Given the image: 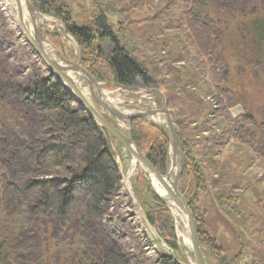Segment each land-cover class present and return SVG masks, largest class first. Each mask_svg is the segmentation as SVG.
Returning a JSON list of instances; mask_svg holds the SVG:
<instances>
[{
    "label": "trees",
    "instance_id": "1",
    "mask_svg": "<svg viewBox=\"0 0 264 264\" xmlns=\"http://www.w3.org/2000/svg\"><path fill=\"white\" fill-rule=\"evenodd\" d=\"M29 1L38 10L65 22L80 49L82 67L97 81L133 87L138 80L166 98L185 157L180 189L196 219L206 260L227 264L224 248L203 228V217L196 204L198 189L209 188L217 180L203 162L206 156L214 154L213 142L236 141L241 150L249 153L251 163L264 168V132L257 129L255 116L247 110L237 116L230 111L234 91L227 85L229 68L217 54L218 38L212 28L216 21L207 13L210 0H180L184 16L178 34L168 36L163 53L168 55L165 67L141 50L131 48L122 34L123 26L113 27L106 8L90 24L78 25L68 7L57 0ZM146 4L144 0L141 8ZM1 19L4 20L3 15ZM166 30V26L160 28L167 36ZM107 39L112 44L111 51L102 44ZM6 55L0 49V90L9 100L20 103L21 117L30 121L32 129L25 128L21 136L14 134L10 141L5 133L0 138V148L7 156L12 144L19 152L15 160L0 159V264H138L135 256L125 253L102 230L104 214L120 184L111 135L53 74L44 75L38 61H31L33 77L25 80L23 72L13 71L3 63ZM187 58L196 65L190 64L185 72L176 74L175 64ZM201 73L207 75L212 89L207 97L198 94L192 82ZM130 123L141 152L164 173L170 160L167 130L144 117L133 118ZM7 163L10 168L5 166ZM140 181L159 202L146 210L148 221L165 243L178 250L171 210L160 203L144 176H140ZM242 184L236 180L232 186L238 189ZM234 189L219 192L215 196L217 203L246 232L245 239H240L239 255L246 252L252 264H264V192L257 199L259 210L248 212L242 196ZM14 206L26 219L40 220L57 212L65 220L61 226L64 232L71 224L70 236L78 245L66 246L61 251L50 247L40 226L27 221L18 223L16 216L9 217L8 212ZM99 233L105 234L108 243L102 246L96 243ZM158 262L184 264L163 251Z\"/></svg>",
    "mask_w": 264,
    "mask_h": 264
},
{
    "label": "rangeland",
    "instance_id": "2",
    "mask_svg": "<svg viewBox=\"0 0 264 264\" xmlns=\"http://www.w3.org/2000/svg\"><path fill=\"white\" fill-rule=\"evenodd\" d=\"M57 1L68 7L78 25L90 24L92 19L96 18L104 8L108 9L109 13L107 14L113 23V27L118 29L120 25L123 26L122 34H124L130 47L141 50L144 55L154 59L156 64L161 67H165L166 60H168V55L163 54L168 43V36L173 37L178 34L177 30L180 28L182 16H184V7L180 0L168 2L145 0L147 4L143 6V9L141 6L144 0ZM2 3L3 0H0V49L6 51L7 54L3 63L13 71L20 70L23 72L25 80H29L33 77L31 61L34 59L42 66L44 75L48 76L51 72L41 58L38 60L39 56L24 32H19L17 29L19 23L16 16L15 21L11 19ZM36 10L42 40L51 56L59 61H63L62 58L72 62L77 61L80 49L74 37L68 33L65 22L50 13L42 12L37 8ZM207 11L209 16H212L216 21L212 28H214V35L218 38L216 43L217 54L229 68L227 85L234 91V98L230 102L233 104L230 111L234 116H237L247 110L248 113L255 116L257 129L264 132V0H210ZM2 15L4 20L1 19ZM25 20L31 28V19L28 13H26ZM163 26L167 27V36L160 31ZM102 44L108 51H111L112 44L108 39L102 41ZM190 64L196 65L190 58L176 63L175 66L178 68L175 69L176 74L185 72ZM167 76L171 77L170 74ZM76 80L94 106L110 122L128 133L130 126L96 104L86 82L82 81L80 77H76ZM193 80V86L198 94L205 97L210 95L212 89L208 86V78L205 73L195 75ZM98 82L104 85V98L123 111L138 112L161 107L158 93L154 89L144 86L138 80L132 85L137 88L135 91L121 88L113 82ZM155 95L158 96L157 99L154 98ZM20 111V103L9 100L4 91L0 90V138L4 136L2 133H5L10 141L13 136L15 137L14 134L21 136L25 132V128L32 129L30 128V121H25L21 117ZM32 117L36 119L35 115ZM147 119L165 128L169 134L164 116H160V119H155V117H148ZM219 130L216 129V131ZM205 134L212 135L210 132ZM112 141L119 168L120 184L115 196L108 204L107 213L104 214L102 222V230L108 232V239L116 242L125 253L135 256L138 264H159L160 252L162 251L171 254L184 264H195L193 251L186 236L185 225L178 223L172 208L170 209L168 204H165L156 194L149 172L130 155L119 141L114 137H112ZM212 145L214 154H212V158L206 156L203 163L210 167V172L217 180L209 188H199L196 198L199 214L203 217V228L224 248L227 264H252V260L246 252L239 255L242 249L240 239L246 237L245 230L237 219L228 216L221 210L215 196L221 191L234 189L233 182L239 180V183L243 182V184L241 188L234 189V192L242 196L248 212H257L259 210L257 199L264 192V168L251 163L249 153L241 150L236 141L222 144L220 140L219 143L213 142ZM11 147L8 156L0 148V159L15 160L16 155L19 156L14 144ZM171 164L170 145L169 165L163 174L170 171ZM5 166L11 167L8 163ZM176 172L177 169L174 170L173 178ZM1 173L0 171V175ZM227 174L232 178H229ZM140 176H144L148 180L154 193L160 198V203H164L171 210L175 219L178 250L172 249L162 241L163 239L156 229L147 223L146 210L149 209V206L153 207L154 202H159L154 199L153 194L140 181ZM164 199L168 200V196ZM6 207L8 209L9 206ZM8 215L10 218L16 216L15 220L18 223L27 221L32 225L40 226L43 238H47L50 247H58L59 251L66 246L75 248L78 245L73 243V237L70 236L71 224L68 231L64 232L65 229L61 226L65 225V220H61L57 216V212L52 217H45L40 220L26 219L25 214L21 215L14 206ZM9 217L7 218L10 219ZM179 231L182 232V236H180ZM96 238V243L99 246L108 243V239L103 233H99ZM207 263L215 264L209 258H207Z\"/></svg>",
    "mask_w": 264,
    "mask_h": 264
},
{
    "label": "water",
    "instance_id": "3",
    "mask_svg": "<svg viewBox=\"0 0 264 264\" xmlns=\"http://www.w3.org/2000/svg\"><path fill=\"white\" fill-rule=\"evenodd\" d=\"M16 5V19L17 22L24 28V34L28 41L33 46L39 58L47 66L51 74L55 75L58 82L62 83L76 102L84 108L87 113L96 121V123L106 130L112 137L119 141L130 155L154 176L156 180L165 188L168 194V200H165L157 191L156 194L162 199L165 204H168L171 209V204L175 205L183 218L187 239L191 245L195 264H208L203 246L200 241L197 222L189 207V203L180 189L181 176L184 170L185 157L182 149L181 141L177 133L176 125L173 121L171 111L168 108L166 98L159 93L161 100V107L156 109H145L138 112L123 111L103 96V84L98 82L84 67L81 65V52L75 62L68 61L62 58L63 61L56 60L51 56L46 46L43 43L41 36V29L39 27L37 10L29 0H13ZM26 13L31 19V29L26 25ZM65 62V63H64ZM74 74V75H73ZM75 77H80L88 86L93 100L104 108L106 111L114 115L117 119L123 121L130 126L129 132L125 133L118 126L110 122L93 104L88 95L84 92ZM121 88L135 91L136 87L119 86ZM165 117V122L169 131V139L172 153V164L170 171L163 174L159 169L146 157L136 144L131 128L130 120L138 117ZM179 162V165H178ZM177 169L176 175L171 180L172 170ZM147 223L150 224L149 221ZM163 241V240H162Z\"/></svg>",
    "mask_w": 264,
    "mask_h": 264
},
{
    "label": "bare ground",
    "instance_id": "4",
    "mask_svg": "<svg viewBox=\"0 0 264 264\" xmlns=\"http://www.w3.org/2000/svg\"><path fill=\"white\" fill-rule=\"evenodd\" d=\"M2 4H4V8H5V11L8 14V16L15 21L16 5H15L14 1L13 0H3V3ZM26 25H27L28 28H30V26L27 23H26ZM17 29L19 30V32H22V33L25 32L24 31V28L20 24L17 25ZM75 80H76V77H75ZM155 119H160V117H155ZM174 170H176V169H174ZM174 170H172V172H171V180H173ZM150 178L152 180V183H153V186H154L155 190L163 198H167V196H168L167 191L160 184V182L158 180H156V178L154 176H152V175H150ZM170 205H171L172 211L174 212L175 217L178 220V223L179 224L181 223L182 225H184L183 224V218L181 216V213H180L179 209L175 205H173L171 203H170ZM179 234H180V236H182V232L181 231H179Z\"/></svg>",
    "mask_w": 264,
    "mask_h": 264
},
{
    "label": "built area",
    "instance_id": "5",
    "mask_svg": "<svg viewBox=\"0 0 264 264\" xmlns=\"http://www.w3.org/2000/svg\"><path fill=\"white\" fill-rule=\"evenodd\" d=\"M154 98H156L157 99V97L155 96Z\"/></svg>",
    "mask_w": 264,
    "mask_h": 264
}]
</instances>
